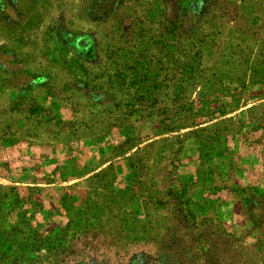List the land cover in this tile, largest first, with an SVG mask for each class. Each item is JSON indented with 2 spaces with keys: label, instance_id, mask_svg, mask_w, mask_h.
Listing matches in <instances>:
<instances>
[{
  "label": "rangeland",
  "instance_id": "obj_1",
  "mask_svg": "<svg viewBox=\"0 0 264 264\" xmlns=\"http://www.w3.org/2000/svg\"><path fill=\"white\" fill-rule=\"evenodd\" d=\"M0 264H264V0H0Z\"/></svg>",
  "mask_w": 264,
  "mask_h": 264
}]
</instances>
